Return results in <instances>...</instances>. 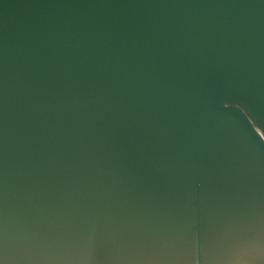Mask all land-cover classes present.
Returning a JSON list of instances; mask_svg holds the SVG:
<instances>
[{
	"label": "water",
	"instance_id": "1",
	"mask_svg": "<svg viewBox=\"0 0 264 264\" xmlns=\"http://www.w3.org/2000/svg\"><path fill=\"white\" fill-rule=\"evenodd\" d=\"M0 264H264V0H0Z\"/></svg>",
	"mask_w": 264,
	"mask_h": 264
}]
</instances>
